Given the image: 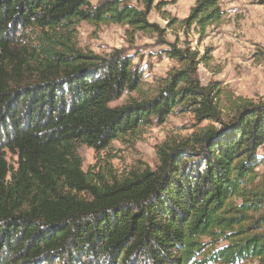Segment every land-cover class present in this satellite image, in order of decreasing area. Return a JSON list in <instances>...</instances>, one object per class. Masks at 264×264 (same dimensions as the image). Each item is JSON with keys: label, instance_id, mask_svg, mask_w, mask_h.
<instances>
[{"label": "trees", "instance_id": "16d2710c", "mask_svg": "<svg viewBox=\"0 0 264 264\" xmlns=\"http://www.w3.org/2000/svg\"><path fill=\"white\" fill-rule=\"evenodd\" d=\"M139 1L143 9L0 0V264H264V180L255 171L264 98L229 95L223 120L221 89L199 86L185 50L171 49L184 67L148 95L128 56L77 47L80 21L160 32L147 21L154 0ZM221 17L219 0H196L185 22L203 28ZM133 91L140 97L110 106ZM185 103L219 127L164 142L154 169L111 179L83 170L76 142L105 149Z\"/></svg>", "mask_w": 264, "mask_h": 264}, {"label": "rangeland", "instance_id": "374dc122", "mask_svg": "<svg viewBox=\"0 0 264 264\" xmlns=\"http://www.w3.org/2000/svg\"><path fill=\"white\" fill-rule=\"evenodd\" d=\"M99 1L90 3L95 5ZM126 1L143 9L139 0ZM195 1L154 0L147 21L158 25L160 32L126 23L80 21L76 25L77 47L98 56L115 52L128 56L132 66L141 71L140 89L148 95L155 93L169 73L184 67V60L170 56L171 49L185 50L196 62L192 75L199 86L217 84L221 89L218 108L226 120L230 113L229 95L253 101L264 98V6L258 0H219L220 21L202 28L195 20L185 22ZM136 97L140 94L135 91L125 92L110 106ZM186 104L175 105L162 122L151 118L135 132L111 141L105 149L96 151L76 142L83 170L111 179L124 177L133 170L154 169L158 163L157 149L164 142L192 136L206 126L219 127L216 122L198 120L192 106ZM257 158L255 171L258 179L264 180V147L257 149ZM7 160L14 164L15 157L8 153ZM238 264L257 261L246 259Z\"/></svg>", "mask_w": 264, "mask_h": 264}]
</instances>
